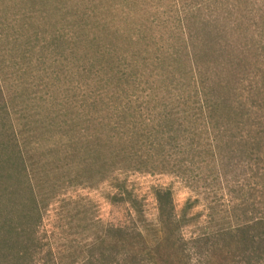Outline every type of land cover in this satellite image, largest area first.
Listing matches in <instances>:
<instances>
[{
	"label": "rangeland",
	"instance_id": "1",
	"mask_svg": "<svg viewBox=\"0 0 264 264\" xmlns=\"http://www.w3.org/2000/svg\"><path fill=\"white\" fill-rule=\"evenodd\" d=\"M77 1L0 0V92L5 100L0 105V126L7 136L16 133L14 137L39 195L42 220L36 229L38 248L33 264H105V247L100 243L108 229L140 225L131 204L117 197L119 183L136 199L152 226L159 220L155 193L170 189L177 213L182 215L189 208L192 222L183 230V237L190 247H195L197 239L222 243L220 233L261 219L264 167L248 159L250 151L245 146L232 155L226 167L209 161L202 166H188L183 175L153 169L147 159H140L137 165L150 167L151 172H120L118 182L104 181L99 164L83 163L78 168L85 158L77 153L87 154L90 142L97 136L102 138L100 149L104 154L109 150L104 147L110 135L117 137L114 149L123 145L120 136L130 131L139 136L155 133L153 123L162 107L168 105L170 111L176 105L167 94L149 96L151 87L171 85V90L175 89L174 69L171 78L158 85L150 72L124 78L125 73H131L124 66L119 78L110 79L102 68V56L88 42L94 37L79 26L104 19L118 23L122 34L118 33L119 46L114 54L117 59H124L123 55L130 59L129 37L140 33L142 25H148L147 29L152 23L176 25L183 7L168 2ZM251 1L241 5L251 13L247 29H252L247 32L249 36L256 35L261 48L258 57L251 60L252 67L242 75L244 83L238 86L236 96L241 113L247 115L246 123L249 117L264 121V22L259 3ZM214 11L213 6L206 14ZM143 32L146 35L145 28ZM164 35L169 37V33ZM118 66L112 68L117 70ZM140 66L145 69L141 63ZM115 87L119 89L117 96L113 93ZM111 120L116 126H110ZM151 141L136 145L141 156L147 155ZM20 198L10 197L7 192L0 198V221L18 218L14 205ZM197 252L207 254L209 250L204 245ZM192 254L194 257L193 251Z\"/></svg>",
	"mask_w": 264,
	"mask_h": 264
},
{
	"label": "trees",
	"instance_id": "2",
	"mask_svg": "<svg viewBox=\"0 0 264 264\" xmlns=\"http://www.w3.org/2000/svg\"><path fill=\"white\" fill-rule=\"evenodd\" d=\"M77 2L88 3L87 0ZM164 2L180 3L183 7L181 18L176 25L152 23L150 32L148 25H142L138 30L140 33L129 37L130 59L127 55L117 59L114 54L119 46L116 42L118 33L122 34L118 23L107 19L98 23L85 22V25L80 23L79 27L89 30V37H94L88 42L96 47L99 57L102 56V68L110 79L119 78L124 66L131 72L125 73L124 78H138L150 72L153 82L158 85L170 79L174 69L175 89L171 90V85L151 87L149 96L167 94L176 105L171 106L170 111H167L168 105L162 107V113L153 123V126L156 124L155 133L139 136L130 131L120 136L123 145L114 149L112 145L117 137L110 135L104 147L109 150L104 154L100 149L102 138L97 136L90 142L87 154L77 153L85 158L78 168L83 163L99 164L103 168L104 181L118 182L116 177L120 172H151L150 167L143 169L137 165L140 159H147L153 169L183 175L188 166H202L209 161L226 167L232 155L244 146L250 151L248 159L256 166L264 167V121L249 117V123H246L247 115L241 113L242 108L236 100L238 86L244 83L242 75L252 67L251 60L258 57L261 48L256 35L248 34L252 29H247L251 13L241 5L249 3L248 0H89V3ZM252 3H259V15H263L264 22V0H253ZM212 5L215 11L206 14ZM109 10L112 12L113 7ZM165 33H169L168 38ZM101 35L110 43L102 40ZM140 63L145 69H141ZM113 65L120 66L116 70ZM115 88L113 93L117 96L119 89ZM0 97L1 105L5 102L1 92ZM116 124L110 121V126ZM5 134L0 126V198L6 192L10 197L21 198L14 205L19 211L18 218L7 217L4 222L0 221V264H33L38 248L36 229L42 220L39 195L17 136L14 137L16 133ZM152 139L147 155L141 156L136 145ZM117 188V197L121 196V200L131 204L140 225L108 229L100 243L105 247L102 259L110 260L109 263L104 261L105 264H264V216L252 224L220 233L218 238L222 243L197 239L193 243L195 247H190L183 237V230L192 222L189 208L179 215L170 189H158L155 193L159 220L152 226L126 186L119 183ZM204 245L209 253L197 252Z\"/></svg>",
	"mask_w": 264,
	"mask_h": 264
}]
</instances>
